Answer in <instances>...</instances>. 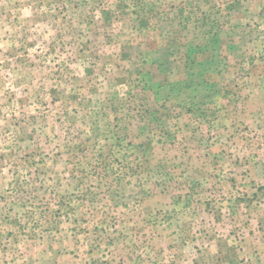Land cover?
Here are the masks:
<instances>
[{"label":"rangeland","instance_id":"obj_1","mask_svg":"<svg viewBox=\"0 0 264 264\" xmlns=\"http://www.w3.org/2000/svg\"><path fill=\"white\" fill-rule=\"evenodd\" d=\"M0 264H264V0H0Z\"/></svg>","mask_w":264,"mask_h":264}]
</instances>
